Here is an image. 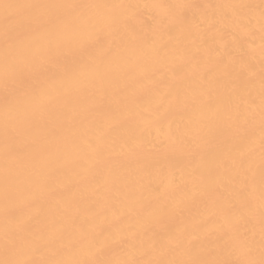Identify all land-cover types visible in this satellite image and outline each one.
<instances>
[{
  "label": "bare ground",
  "instance_id": "bare-ground-1",
  "mask_svg": "<svg viewBox=\"0 0 264 264\" xmlns=\"http://www.w3.org/2000/svg\"><path fill=\"white\" fill-rule=\"evenodd\" d=\"M8 2L123 7L79 10L82 37L103 30L24 101L44 110L8 154L0 86V259L21 228L36 260L220 259L234 230L259 259L261 0ZM113 14L116 25L101 23ZM3 55L0 24V75ZM174 240L184 246L170 250Z\"/></svg>",
  "mask_w": 264,
  "mask_h": 264
},
{
  "label": "snow or ice",
  "instance_id": "snow-or-ice-1",
  "mask_svg": "<svg viewBox=\"0 0 264 264\" xmlns=\"http://www.w3.org/2000/svg\"><path fill=\"white\" fill-rule=\"evenodd\" d=\"M119 8L122 5H80L61 3H21L0 0V24L3 25L4 55L3 69L0 75V86L5 95V118L2 128L5 153L18 149V137L30 129L41 113L43 105L39 103H24L25 100L37 101L44 91V84L49 73L55 69L57 74L68 71V63L74 49L86 40L98 39L103 29H98L88 37L81 36L82 8ZM184 7V6H176ZM119 17L109 15L102 19L105 26L116 25ZM261 30L264 31V0H261ZM264 78V77H262ZM261 155L264 158V91L260 99ZM247 122L251 117L249 112L241 117ZM264 175V169H262ZM12 193L8 188L7 172L5 173V216L10 214L9 201ZM264 200V192H262ZM261 250L259 259L252 257L253 249L247 239L242 238L238 230H234L224 244V258L211 260H137L124 258L120 260L104 259H42L32 256L41 251L35 247V242L29 239L21 228L19 232L4 237L5 257L0 264H264V207L261 210ZM122 243V242H121ZM128 241L127 246H131ZM105 244L99 248H90V254L99 255ZM184 246L181 240L170 241L169 249H179ZM239 250L245 257L232 260L230 256ZM11 253L12 258L9 257Z\"/></svg>",
  "mask_w": 264,
  "mask_h": 264
}]
</instances>
